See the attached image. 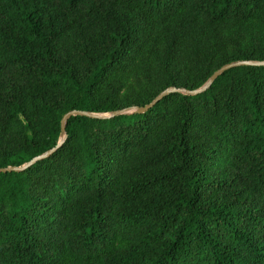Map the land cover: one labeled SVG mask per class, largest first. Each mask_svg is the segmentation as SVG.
Returning a JSON list of instances; mask_svg holds the SVG:
<instances>
[{"label":"trees","instance_id":"1","mask_svg":"<svg viewBox=\"0 0 264 264\" xmlns=\"http://www.w3.org/2000/svg\"><path fill=\"white\" fill-rule=\"evenodd\" d=\"M243 61L264 0H0V169L59 144L0 173V264H264V66L136 112Z\"/></svg>","mask_w":264,"mask_h":264},{"label":"water","instance_id":"2","mask_svg":"<svg viewBox=\"0 0 264 264\" xmlns=\"http://www.w3.org/2000/svg\"><path fill=\"white\" fill-rule=\"evenodd\" d=\"M241 66H264V62L243 61V62H236V63L227 64V65L221 67L220 69H218L217 71H215L213 73V75L209 78L207 83L202 88H199L196 90H191V91L190 90H180V89H175V88H168V89L164 90L163 92H161L148 105H145L144 107L137 108L136 112L137 113H143V112L147 111L148 109H150L154 105H156L158 102H160L164 97L171 95V94L182 93V94L187 95V96H194V95L200 94L201 92L205 91L206 88L209 85H211L220 75H222L223 73H225L226 71H228L230 69H233L236 67H241ZM133 110H134V108L114 111L111 114V116L126 114V113L133 111ZM72 116H84V117L93 118V119H105V118H107L106 116L99 115V114L80 112V111H72V112L65 114L61 120V131L62 132H64L65 124H66L67 120ZM58 146H59V144L57 145V147ZM56 148L48 151L45 154L34 157L31 161H29L27 164L23 165L22 167H7V168L0 169V173L24 171L26 168L32 166L36 162H38L44 158L49 157L56 150Z\"/></svg>","mask_w":264,"mask_h":264}]
</instances>
